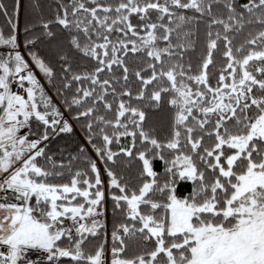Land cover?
<instances>
[{
  "label": "snow or ice",
  "instance_id": "obj_1",
  "mask_svg": "<svg viewBox=\"0 0 264 264\" xmlns=\"http://www.w3.org/2000/svg\"><path fill=\"white\" fill-rule=\"evenodd\" d=\"M0 22V264H264V0Z\"/></svg>",
  "mask_w": 264,
  "mask_h": 264
},
{
  "label": "trees",
  "instance_id": "obj_2",
  "mask_svg": "<svg viewBox=\"0 0 264 264\" xmlns=\"http://www.w3.org/2000/svg\"><path fill=\"white\" fill-rule=\"evenodd\" d=\"M24 23H25V19H24V12L23 10L20 13L19 19H18V24H19V37L21 42L23 41V28H24ZM0 26H2V22H0ZM42 79V78H41ZM42 82H44L42 80ZM53 96L55 95V92L53 90V92L51 93ZM77 135H83V133L80 131L79 127H77ZM60 143H63V141H60Z\"/></svg>",
  "mask_w": 264,
  "mask_h": 264
},
{
  "label": "built area",
  "instance_id": "obj_3",
  "mask_svg": "<svg viewBox=\"0 0 264 264\" xmlns=\"http://www.w3.org/2000/svg\"><path fill=\"white\" fill-rule=\"evenodd\" d=\"M18 35H19V32H18Z\"/></svg>",
  "mask_w": 264,
  "mask_h": 264
},
{
  "label": "rangeland",
  "instance_id": "obj_4",
  "mask_svg": "<svg viewBox=\"0 0 264 264\" xmlns=\"http://www.w3.org/2000/svg\"><path fill=\"white\" fill-rule=\"evenodd\" d=\"M37 72H38V70H37Z\"/></svg>",
  "mask_w": 264,
  "mask_h": 264
}]
</instances>
